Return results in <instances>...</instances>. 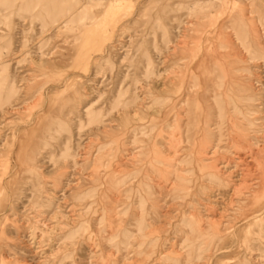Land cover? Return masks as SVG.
I'll use <instances>...</instances> for the list:
<instances>
[{
	"label": "rangeland",
	"instance_id": "374dc122",
	"mask_svg": "<svg viewBox=\"0 0 264 264\" xmlns=\"http://www.w3.org/2000/svg\"><path fill=\"white\" fill-rule=\"evenodd\" d=\"M0 264H264V0H0Z\"/></svg>",
	"mask_w": 264,
	"mask_h": 264
},
{
	"label": "bare ground",
	"instance_id": "6f19581e",
	"mask_svg": "<svg viewBox=\"0 0 264 264\" xmlns=\"http://www.w3.org/2000/svg\"><path fill=\"white\" fill-rule=\"evenodd\" d=\"M261 146V145H260Z\"/></svg>",
	"mask_w": 264,
	"mask_h": 264
}]
</instances>
